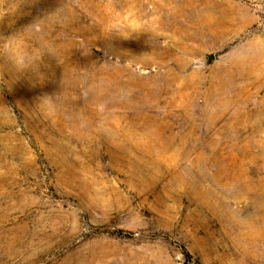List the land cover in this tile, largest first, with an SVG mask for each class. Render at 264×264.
I'll return each mask as SVG.
<instances>
[{"label": "rangeland", "instance_id": "obj_1", "mask_svg": "<svg viewBox=\"0 0 264 264\" xmlns=\"http://www.w3.org/2000/svg\"><path fill=\"white\" fill-rule=\"evenodd\" d=\"M0 264H264V0H0Z\"/></svg>", "mask_w": 264, "mask_h": 264}]
</instances>
